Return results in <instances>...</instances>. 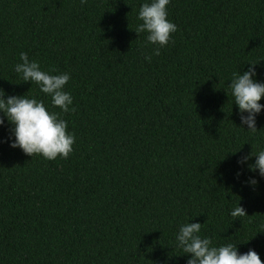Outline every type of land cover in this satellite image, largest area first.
Masks as SVG:
<instances>
[{
  "label": "trees",
  "instance_id": "16d2710c",
  "mask_svg": "<svg viewBox=\"0 0 264 264\" xmlns=\"http://www.w3.org/2000/svg\"><path fill=\"white\" fill-rule=\"evenodd\" d=\"M143 2L0 0V88L51 107L14 72L21 52L69 72L76 137L47 160L0 127V264H186L175 233L189 221L264 261V178L237 163L264 148V110L255 134L239 128L228 88L247 62L264 81V0H171L159 55L135 32ZM239 202L247 215L231 217Z\"/></svg>",
  "mask_w": 264,
  "mask_h": 264
},
{
  "label": "clouds",
  "instance_id": "9594fccd",
  "mask_svg": "<svg viewBox=\"0 0 264 264\" xmlns=\"http://www.w3.org/2000/svg\"><path fill=\"white\" fill-rule=\"evenodd\" d=\"M170 2L171 0H144L139 6L137 20L141 23L137 24L135 32L147 34V43L154 46L153 55H159L162 48L174 43L172 34L177 31V26L168 19ZM80 3L83 5L87 0H80ZM144 58L151 62V56L145 55ZM245 64L248 65L246 70L241 72L239 69L232 73L228 88L234 104L238 107L241 125L239 128L255 134L258 131L257 116L264 110V104L260 103L264 98V81L258 78L257 62ZM13 70L24 82L35 83L41 93L51 97V107L35 97L8 95L0 88V127L7 122L10 133L4 142L32 157L41 155L47 160L58 157L67 159L73 151L76 139L74 132L68 130V121L61 115L75 111L71 107L72 94L65 90L71 79L70 73L53 74L54 70H43L40 63L30 60L25 52L20 53L19 62L14 65ZM56 107L60 112L51 110ZM251 156L256 157L255 162L248 164ZM237 163L241 169L247 164L249 171H258L260 178H264V148H257L250 155L241 157ZM241 175L242 170L237 172V177ZM243 183L255 188L259 180L251 176ZM229 215L239 218L247 213L239 202L229 210ZM259 228V232H264V224ZM201 230L202 223L189 221L180 224L175 233V247L182 251V255L187 256L186 264H264L255 249L250 248L241 253L238 245L232 242L217 245L209 237L202 236Z\"/></svg>",
  "mask_w": 264,
  "mask_h": 264
}]
</instances>
